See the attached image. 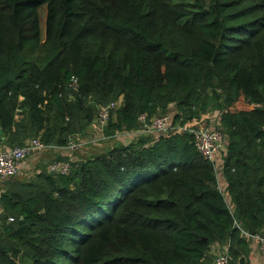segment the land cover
<instances>
[{"label": "trees", "instance_id": "16d2710c", "mask_svg": "<svg viewBox=\"0 0 264 264\" xmlns=\"http://www.w3.org/2000/svg\"><path fill=\"white\" fill-rule=\"evenodd\" d=\"M118 99L105 137L215 113L232 210L189 134L137 136L65 176L6 180L0 264H213L224 245L246 264L234 223L264 234V0H0L2 148H64Z\"/></svg>", "mask_w": 264, "mask_h": 264}, {"label": "built area", "instance_id": "2783aa9c", "mask_svg": "<svg viewBox=\"0 0 264 264\" xmlns=\"http://www.w3.org/2000/svg\"><path fill=\"white\" fill-rule=\"evenodd\" d=\"M68 88L71 91H75L77 88V82L74 78H71L68 83ZM115 110V104L109 103L106 105H100L96 112V125L100 129L106 126L108 116L111 111ZM137 124L139 129L126 134V137L135 138L137 136H157L165 135L170 131L186 132L192 139V144L198 155L205 161L213 164L217 156L224 153V139L222 133L215 123V127L206 124H200L194 128H184L171 125V116L164 114L147 119L144 115L137 117ZM80 148V144L76 140H68L64 146L67 151L66 161L63 162H50L45 165V171L50 174H56L65 176L70 170V163L72 162L71 154L77 152ZM45 149L38 139H29L23 143L20 147L0 149V181H6L16 177L20 169L25 165L27 159L36 151H42ZM2 206L0 203V218L2 216ZM8 219V222H11ZM241 237L249 240L256 246L260 257L264 259V234H249L240 229L235 223ZM213 264H230L229 256L227 252L214 257Z\"/></svg>", "mask_w": 264, "mask_h": 264}, {"label": "crops", "instance_id": "0c3cea01", "mask_svg": "<svg viewBox=\"0 0 264 264\" xmlns=\"http://www.w3.org/2000/svg\"><path fill=\"white\" fill-rule=\"evenodd\" d=\"M121 100L118 99L114 104H115V110L120 106ZM217 124V123H216ZM91 125V124H90ZM128 133H116L113 135L111 138L107 139V141H104V145L101 146L100 151H105L108 148H111L112 146H116L118 144H123L126 141L132 140L131 137H126ZM75 139H79L78 136L74 137ZM104 140V139H103ZM87 142V141H86ZM90 142V141H88ZM87 142V143H88ZM91 143V142H90ZM89 144V143H88ZM0 148L1 145H0ZM94 148V147H93ZM92 152V149H90ZM89 152V151H88ZM86 153L87 158L91 156L90 153ZM67 156V151L63 147H56L53 145H45V149L42 151H36L34 152L26 161L25 165L20 169L19 173L16 175V177L11 179V182H16V183H29L34 181L35 175L42 170V168L45 166V164L49 161L56 160L57 158H62ZM222 156L223 154H220L219 156L216 157L213 163V168H214V174H215V179L217 183L218 190L223 197V199L226 202L227 207L232 210V205L226 195V190H225V182L222 177ZM78 160V159H76ZM7 185L5 184V181H0V193H2L4 190H6ZM249 255L247 257L246 264H264V259L260 257V254L258 253V250L255 245L250 243L249 245ZM226 251V246H213L212 247V254L214 257L217 255H221L225 253Z\"/></svg>", "mask_w": 264, "mask_h": 264}, {"label": "rangeland", "instance_id": "374dc122", "mask_svg": "<svg viewBox=\"0 0 264 264\" xmlns=\"http://www.w3.org/2000/svg\"><path fill=\"white\" fill-rule=\"evenodd\" d=\"M179 1H186V0H179ZM38 15L40 16V20H41V26H42V18H43V9H40L38 11ZM171 110L169 111V115H171ZM208 123L209 125H211L212 127H215V113L210 112L208 114ZM79 139H75L79 144H80V148L77 152H74L71 154V156H73V160L76 161V159H84V157H86V153H90V149H92L91 154L92 155H97L103 151L101 150V146L104 145V141H107V139L111 138V137H105V135H103L102 129L99 128L98 125H96V120L94 118V121L92 122L91 125H89L82 133L81 135L78 136ZM104 139V140H103ZM90 141V142H87ZM94 147V148H93ZM0 149H9L6 146H3V148ZM84 156V157H83Z\"/></svg>", "mask_w": 264, "mask_h": 264}, {"label": "water", "instance_id": "95a60500", "mask_svg": "<svg viewBox=\"0 0 264 264\" xmlns=\"http://www.w3.org/2000/svg\"><path fill=\"white\" fill-rule=\"evenodd\" d=\"M0 136H1V132H0Z\"/></svg>", "mask_w": 264, "mask_h": 264}]
</instances>
